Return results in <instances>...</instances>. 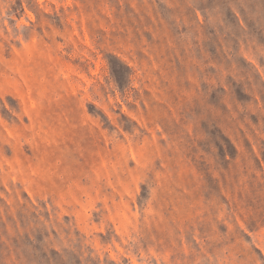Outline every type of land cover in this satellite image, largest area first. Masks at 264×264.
I'll list each match as a JSON object with an SVG mask.
<instances>
[{
    "label": "rangeland",
    "instance_id": "374dc122",
    "mask_svg": "<svg viewBox=\"0 0 264 264\" xmlns=\"http://www.w3.org/2000/svg\"><path fill=\"white\" fill-rule=\"evenodd\" d=\"M0 264H264V0H0Z\"/></svg>",
    "mask_w": 264,
    "mask_h": 264
}]
</instances>
